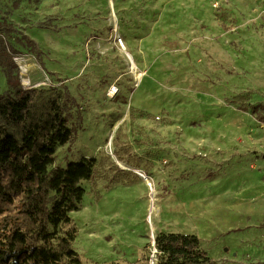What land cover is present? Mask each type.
<instances>
[{
    "label": "rangeland",
    "instance_id": "374dc122",
    "mask_svg": "<svg viewBox=\"0 0 264 264\" xmlns=\"http://www.w3.org/2000/svg\"><path fill=\"white\" fill-rule=\"evenodd\" d=\"M0 20L17 85L20 70L74 100L56 165L106 155L139 178L82 183L68 214L82 264H155L160 233L196 235L216 264H264V125L228 103L264 104V0H0ZM130 107L160 122L130 126ZM122 125L136 166L113 155Z\"/></svg>",
    "mask_w": 264,
    "mask_h": 264
},
{
    "label": "trees",
    "instance_id": "16d2710c",
    "mask_svg": "<svg viewBox=\"0 0 264 264\" xmlns=\"http://www.w3.org/2000/svg\"><path fill=\"white\" fill-rule=\"evenodd\" d=\"M0 29L14 30L1 20ZM22 38L40 56L35 43ZM12 50L0 41V66L8 86L0 93V264H82L73 249L76 227L68 216L83 199L82 183L95 189L104 182L109 188L133 185L139 178L106 155L56 165L57 147L72 138L68 120L74 100L66 89L20 88L13 75ZM249 100L247 93L228 103L264 125V104L251 105ZM143 117L160 122L129 108L130 126ZM113 146L116 160L136 166L124 125L117 128ZM153 247L155 264H216L196 235L160 233Z\"/></svg>",
    "mask_w": 264,
    "mask_h": 264
},
{
    "label": "bare ground",
    "instance_id": "6f19581e",
    "mask_svg": "<svg viewBox=\"0 0 264 264\" xmlns=\"http://www.w3.org/2000/svg\"><path fill=\"white\" fill-rule=\"evenodd\" d=\"M133 68H134V67H133ZM16 77H17L18 83H19V85H20L21 87H23V88H24V87H30V81H29V79L25 78V77L23 76V74L20 72V70L16 71ZM135 77H136L137 80H139V79L142 77V74H138V73H136V74H135ZM143 181L145 182V184H146L147 186H151V184L149 183L148 179H147L146 176H144V175H143ZM154 199H155V198L152 196V199H151L150 202H153ZM153 209H154V215H158V214L160 213V210H159V209L154 208V206H153L152 204L149 205V209H148V211H149L150 215H148L147 220H148V222L151 224V225H150V228H151L150 236H151L152 238L154 237V228H153V226H152V218H151V211H152ZM226 223L228 224V223H229V220H228ZM204 226H205V225H204L203 223H202V224H199L198 229H200V231H201L202 234L207 235V234H209V232L206 230V228H204Z\"/></svg>",
    "mask_w": 264,
    "mask_h": 264
},
{
    "label": "water",
    "instance_id": "95a60500",
    "mask_svg": "<svg viewBox=\"0 0 264 264\" xmlns=\"http://www.w3.org/2000/svg\"><path fill=\"white\" fill-rule=\"evenodd\" d=\"M20 88H22V89H28V88H31V87H21V86H19ZM138 176L140 177V178H143V175L142 174H138ZM153 245H154V242L152 243Z\"/></svg>",
    "mask_w": 264,
    "mask_h": 264
}]
</instances>
